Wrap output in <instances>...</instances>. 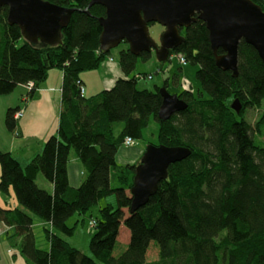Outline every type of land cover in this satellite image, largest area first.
Segmentation results:
<instances>
[{
	"label": "trees",
	"instance_id": "trees-1",
	"mask_svg": "<svg viewBox=\"0 0 264 264\" xmlns=\"http://www.w3.org/2000/svg\"><path fill=\"white\" fill-rule=\"evenodd\" d=\"M47 1L74 10L62 30V45L24 40L20 28L8 24L9 7L0 9L1 96L34 83L33 99L52 69L64 72L58 133L25 167L11 152L0 151V193L7 196L13 190L22 206L0 205V222L13 229L6 234L11 246L27 264H264V112L255 125L241 116L264 103V62L257 50L241 41L235 77L218 67L204 21L183 29L185 40L171 53L199 65L196 78L208 98L185 90L180 96L189 107L161 121L160 88L139 89L136 77L118 79L113 88L91 97L82 94V73L99 68L111 55L100 45L99 19L106 17V8L94 5L87 13L91 0ZM253 1L264 10V0ZM140 56L147 59L151 53ZM137 58L129 47L120 52L126 77ZM236 99L241 115L229 107ZM19 110L8 109L5 119L6 129L17 137ZM151 120L160 126L156 146H183L191 155L170 165L156 194L131 214L138 164L120 165L117 154L127 138L142 139ZM72 150L85 170L78 188L70 186L68 177ZM40 175L52 189L38 185ZM111 195L116 207L107 204L93 220L91 255L72 247L66 237L74 236L77 223L70 226L69 220ZM34 216L50 225L44 226L48 248L37 245ZM122 226L129 229L130 242L114 256ZM152 241L158 258L148 261Z\"/></svg>",
	"mask_w": 264,
	"mask_h": 264
},
{
	"label": "water",
	"instance_id": "water-1",
	"mask_svg": "<svg viewBox=\"0 0 264 264\" xmlns=\"http://www.w3.org/2000/svg\"><path fill=\"white\" fill-rule=\"evenodd\" d=\"M94 5L106 8V17L99 19L100 45L105 52L126 42L137 57L154 49L160 62H166L185 40L182 30L200 19L209 30L218 67L238 75L241 41L253 46L264 62V10L253 0H91L85 12L89 13ZM5 6L9 7L8 24L17 25L24 40L47 46L62 45V30L74 12L47 0H0V9ZM152 23L165 28L160 45L150 35ZM220 48L225 51L222 55L217 53ZM160 94L161 121H168L189 107L166 86L160 88ZM231 108L239 114L242 104L236 99ZM190 155V149L183 146L148 145L135 170L130 213L147 205L159 184L168 178L170 165Z\"/></svg>",
	"mask_w": 264,
	"mask_h": 264
},
{
	"label": "rangeland",
	"instance_id": "rangeland-1",
	"mask_svg": "<svg viewBox=\"0 0 264 264\" xmlns=\"http://www.w3.org/2000/svg\"><path fill=\"white\" fill-rule=\"evenodd\" d=\"M149 32H150L152 39L157 43V45H160L162 35L165 32V28L158 23H152L149 25ZM21 44H22V40L19 42L18 46H20ZM128 47H129L128 44L126 42H123L118 47L112 49L111 55L108 56V58L100 66L101 70L104 69L105 66H108L109 64L113 66L118 65V67H121L119 66L120 65L119 63L120 52L124 49H127ZM185 61L186 60H184V58H182L180 55L171 53V55L168 58V61L160 62L156 50L153 49L151 52V56L147 59H144L143 57L138 56L135 70L130 74V77H126V75L123 74L124 75L123 78L136 77L138 81L139 89H146V90H152V91L155 90L156 87L162 88L163 86H165V82L167 81L168 84L166 87L171 94L178 95L185 90H191L192 91L191 93L192 94L195 93L194 95H196V97L197 95H199L197 98L200 97L201 100L207 99L208 97L206 96L205 93L204 94L202 93L201 86L196 78L197 71L200 68L199 65L192 64L187 61L185 65L184 64ZM99 68L92 70V71L83 72L82 74H87V75L88 74L92 75L93 73L96 74L97 76H94L93 80L95 84H98L99 76L100 78H102L101 72L98 71ZM20 86L23 89H26V93L28 94V97H29V94L30 92H32V90L29 92L26 86L24 85H20ZM103 90H106V89H101V91ZM24 96L25 94L23 95V102L25 101V98H26ZM88 97H90V95H88ZM27 100L29 101L30 98ZM234 101L235 100H232L230 102L229 107H231ZM5 105L6 103L0 102L1 116L2 114L5 113V111H8L7 109L8 107H5L4 109L5 111H3L2 113V109L4 108ZM20 109L21 111L23 110V113H24L25 105H21ZM241 111L238 115H241ZM263 112H264V103L261 109H247L241 116L247 122L251 123L252 125H255L256 122L259 121L260 118L262 117ZM6 114H5V119H6ZM17 118L20 119L21 117H17ZM5 130L9 132L6 128ZM5 130L0 127V150L9 148V135L7 134V132H5ZM159 133H160L159 124L155 120H151L149 126L143 130L142 139H139L138 142L134 140V144L132 145H126L124 142L125 144L124 146L132 147L134 145H139V146L146 148L150 144L159 145L160 144ZM9 134L12 135L13 133L11 134V132H9ZM14 135L17 137V134H14ZM73 155H75L74 150H72L71 152V156ZM39 177L40 178L37 179L38 185L43 189L45 188L50 189L49 188L50 183L44 178V176L40 175ZM112 186L117 187L119 186V184L112 181ZM10 203H16L19 206V208H22V206L16 200L13 190L11 194L7 196L0 194V204L4 208H15ZM107 204H112L113 206L116 207L117 205L116 196L111 195L101 200L100 203L97 206H94L90 210V212H88L86 215L76 214L69 220L68 224L70 226H74L77 223V230L74 236L66 237L67 241L71 244L72 247L78 248L82 250L84 253L86 252V254L91 255L89 244H90L92 236L95 234V228H94L95 224L93 225L91 223H93V220L99 217V210L102 207L106 206ZM41 222L42 220L39 217L34 216V232L36 235L37 245L40 248H47L48 242L45 237L44 226L41 225ZM0 231H1L0 235L4 236L8 233V227L3 224V226L0 228ZM129 242H130V231L128 228L122 226L120 229L119 237H118V243L114 249V256L121 255L127 249ZM158 251L159 249L156 245V242L152 241L150 244V249L148 251L147 260L152 261L154 259H157Z\"/></svg>",
	"mask_w": 264,
	"mask_h": 264
},
{
	"label": "crops",
	"instance_id": "crops-1",
	"mask_svg": "<svg viewBox=\"0 0 264 264\" xmlns=\"http://www.w3.org/2000/svg\"><path fill=\"white\" fill-rule=\"evenodd\" d=\"M120 68L121 67H118V65L113 66L110 64L105 66L102 70L100 67L98 71L101 72L102 78L98 75V84H95L93 80V77L97 76L96 74H82L81 80L85 88V96L88 97V95H90L91 97L98 94L101 89L110 90L111 87L113 88L116 81L124 76ZM63 76V70L57 68L52 69L48 74L46 82L37 90V96L29 101L27 100L29 97L26 93V89H23L21 86L15 90V93L7 96L0 95V102L6 103L2 109V113L5 111V107L9 109L25 105L23 116L18 119V133L20 137H16L12 133V135H10L9 132L5 130V114L7 111H5L2 116L0 112V127L9 135V148L0 151L11 152L24 167L36 154L42 152L45 142L51 136L58 133L62 103ZM24 94L26 98L23 102ZM146 149L147 147L145 148L139 145H134L132 147L122 146L117 154V162L123 166L137 165ZM84 172V167L78 158L75 155L70 156L68 165L70 186L78 188L85 179ZM49 188L52 189V186L49 185ZM10 204L14 207L18 206L16 203ZM0 225L1 227L3 226L1 222ZM41 225L50 227L49 224L43 221ZM8 231H11L12 234L13 229L11 230L8 228ZM48 246L49 244H47V248ZM0 264H27L18 249L11 246L6 235H0Z\"/></svg>",
	"mask_w": 264,
	"mask_h": 264
},
{
	"label": "built area",
	"instance_id": "built-area-1",
	"mask_svg": "<svg viewBox=\"0 0 264 264\" xmlns=\"http://www.w3.org/2000/svg\"><path fill=\"white\" fill-rule=\"evenodd\" d=\"M184 60H185V59H184ZM184 64L186 65V61H185ZM25 86L28 88V90H29V92H30L31 90H33L34 83H28V84L25 85ZM80 88H81V92H82V94H84V93H85V88H84V86L81 85ZM22 116H23V110L21 111V109H20V110L16 113L15 118L18 119L17 117H22ZM125 144H126V145H132V144H134V140L130 141V140L127 138L126 141H125ZM92 224L94 225L95 222L93 221Z\"/></svg>",
	"mask_w": 264,
	"mask_h": 264
},
{
	"label": "bare ground",
	"instance_id": "bare-ground-1",
	"mask_svg": "<svg viewBox=\"0 0 264 264\" xmlns=\"http://www.w3.org/2000/svg\"><path fill=\"white\" fill-rule=\"evenodd\" d=\"M182 57V56H181ZM182 58H184L185 60H186V58L185 57H182ZM187 61V60H186ZM188 62V61H187ZM35 88V84H34V87H33V89ZM130 141H132V140H134L133 138H131V137H129L128 138ZM176 147V146H175ZM178 147V146H177Z\"/></svg>",
	"mask_w": 264,
	"mask_h": 264
},
{
	"label": "flooded vegetation",
	"instance_id": "flooded-vegetation-1",
	"mask_svg": "<svg viewBox=\"0 0 264 264\" xmlns=\"http://www.w3.org/2000/svg\"><path fill=\"white\" fill-rule=\"evenodd\" d=\"M179 95V97L181 98V99H183L180 95H181V93L180 94H178Z\"/></svg>",
	"mask_w": 264,
	"mask_h": 264
}]
</instances>
